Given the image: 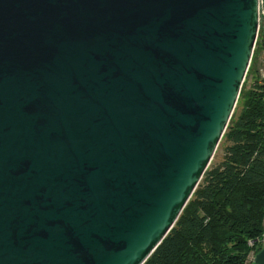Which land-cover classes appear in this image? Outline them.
<instances>
[{"label": "water", "instance_id": "obj_1", "mask_svg": "<svg viewBox=\"0 0 264 264\" xmlns=\"http://www.w3.org/2000/svg\"><path fill=\"white\" fill-rule=\"evenodd\" d=\"M261 7L0 0V264H144L225 133Z\"/></svg>", "mask_w": 264, "mask_h": 264}, {"label": "trees", "instance_id": "obj_2", "mask_svg": "<svg viewBox=\"0 0 264 264\" xmlns=\"http://www.w3.org/2000/svg\"><path fill=\"white\" fill-rule=\"evenodd\" d=\"M259 27L250 67L214 157L144 264H252L264 244V75Z\"/></svg>", "mask_w": 264, "mask_h": 264}, {"label": "rangeland", "instance_id": "obj_3", "mask_svg": "<svg viewBox=\"0 0 264 264\" xmlns=\"http://www.w3.org/2000/svg\"><path fill=\"white\" fill-rule=\"evenodd\" d=\"M264 27V14L262 7L260 9V16H259V27ZM259 70L262 75H264V50L261 52L259 56Z\"/></svg>", "mask_w": 264, "mask_h": 264}]
</instances>
